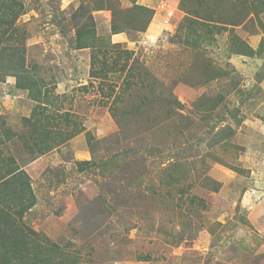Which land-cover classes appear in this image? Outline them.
Returning a JSON list of instances; mask_svg holds the SVG:
<instances>
[{
  "label": "rangeland",
  "instance_id": "1",
  "mask_svg": "<svg viewBox=\"0 0 264 264\" xmlns=\"http://www.w3.org/2000/svg\"><path fill=\"white\" fill-rule=\"evenodd\" d=\"M12 1L0 69L49 101L0 81V160L35 196L20 215L0 191V264L22 243L42 264H264V0ZM92 29L127 71L90 77Z\"/></svg>",
  "mask_w": 264,
  "mask_h": 264
},
{
  "label": "trees",
  "instance_id": "2",
  "mask_svg": "<svg viewBox=\"0 0 264 264\" xmlns=\"http://www.w3.org/2000/svg\"><path fill=\"white\" fill-rule=\"evenodd\" d=\"M22 6L15 2V1H4L0 0V24L6 25L7 27L4 28L1 32L2 36H4L6 39L11 38L10 32L13 29V24L22 12ZM91 33V35H90ZM114 34H119L118 32ZM90 37L88 39H93L96 37V30L92 29L89 31H78L77 32V49H92L93 52L91 54V64H90V77L94 80H102L106 81L109 77V75L112 72H121V71H127L126 65L129 64L130 61H132L133 52L130 50H120L118 52V59H114L112 66L116 67V69L113 71V67L109 65V63L106 60H101L99 58V54L101 53V50H97L93 43L87 42V37ZM92 36V37H91ZM3 39V37H1ZM1 44V42H0ZM116 46V44H114ZM11 54L6 55V51L4 49L0 50V62L2 63L6 59H11L15 57L16 52L15 49L10 48ZM98 51V52H97ZM107 54V52H105ZM121 58L124 59L125 65L119 68V64H121V61H123ZM0 63V64H1ZM99 65V66H97ZM23 63H19V67L17 64L14 65V62L11 61L10 65L8 66V70L6 72H2L0 69V81H3L5 77L12 76L18 79L17 87L19 89H25L29 90L30 94L34 97V100L40 101L39 107H46L47 103L49 101V96L41 93V88L37 86L36 82L33 81L32 78L26 77L23 74L19 72V69H23ZM131 69V68H130ZM2 79V80H1ZM34 90L38 91V96L36 97L34 95ZM43 96V98H41ZM45 97V98H44ZM42 103V104H41ZM43 105V106H42ZM50 132H46L45 136L41 138L42 145L40 147V152H47L51 149V146L48 145L46 142V139L49 137ZM2 149H0V155ZM1 158V157H0ZM0 161H3L5 163L6 158H2ZM6 166L4 173H2V169H0V188L2 189L0 191L5 190H13L14 199L12 200L14 203L17 201L21 203L19 205L21 207L20 215L26 212V210H29L32 205H34L35 196L33 193V190L31 188V181L30 177L23 172V170L17 166L16 162L13 159H10L9 161H6ZM84 163L86 165H90L89 161L80 162ZM216 191H218V188H216ZM10 204L9 202H5ZM2 215V218L4 219L3 213H0ZM35 235H37L36 232H33ZM2 245H5L3 240L0 241V247ZM53 246H57L56 244H52ZM22 249L25 248V243L21 244ZM22 249H17L16 254V260L21 262L22 264H42L43 262H40L38 260H31V261H25V258L22 257L21 251ZM3 257H7V254H2ZM147 261V260H146ZM44 263L51 264L50 260H44Z\"/></svg>",
  "mask_w": 264,
  "mask_h": 264
},
{
  "label": "crops",
  "instance_id": "3",
  "mask_svg": "<svg viewBox=\"0 0 264 264\" xmlns=\"http://www.w3.org/2000/svg\"><path fill=\"white\" fill-rule=\"evenodd\" d=\"M120 36V34H114L113 35V39H114V43H120L119 41L121 40H118L116 37Z\"/></svg>",
  "mask_w": 264,
  "mask_h": 264
},
{
  "label": "built area",
  "instance_id": "4",
  "mask_svg": "<svg viewBox=\"0 0 264 264\" xmlns=\"http://www.w3.org/2000/svg\"><path fill=\"white\" fill-rule=\"evenodd\" d=\"M169 15V17H171L172 15H173V13H170V14H168ZM166 22H168L167 20H166Z\"/></svg>",
  "mask_w": 264,
  "mask_h": 264
}]
</instances>
